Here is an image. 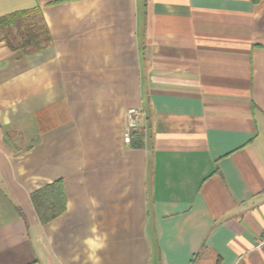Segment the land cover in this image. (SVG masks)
I'll list each match as a JSON object with an SVG mask.
<instances>
[{"label":"crops","instance_id":"crops-1","mask_svg":"<svg viewBox=\"0 0 264 264\" xmlns=\"http://www.w3.org/2000/svg\"><path fill=\"white\" fill-rule=\"evenodd\" d=\"M30 10L45 47L0 31V264H264V0H0Z\"/></svg>","mask_w":264,"mask_h":264},{"label":"trees","instance_id":"trees-1","mask_svg":"<svg viewBox=\"0 0 264 264\" xmlns=\"http://www.w3.org/2000/svg\"><path fill=\"white\" fill-rule=\"evenodd\" d=\"M257 1V0H254ZM32 16L36 18L39 17L38 13L33 11H22L19 13L11 14L6 17L0 18V31L5 32L16 26L17 22L20 21V49L33 48L35 50H40L45 47L50 40V36L47 28L44 24H39L37 21L33 22ZM39 24V25H38ZM53 186V185H52ZM52 186H47L44 189L38 191L36 194L32 195V202L36 207L39 205V201L43 198L53 188ZM40 196V197H39ZM39 211V208H38ZM62 209L56 210V212L51 216L54 217ZM40 217L43 216L40 214ZM43 221L44 223L49 220L48 217Z\"/></svg>","mask_w":264,"mask_h":264},{"label":"built area","instance_id":"built-area-1","mask_svg":"<svg viewBox=\"0 0 264 264\" xmlns=\"http://www.w3.org/2000/svg\"><path fill=\"white\" fill-rule=\"evenodd\" d=\"M135 115L136 111H129L128 112V124L130 127L135 126ZM256 248L264 250V236L260 237L257 240Z\"/></svg>","mask_w":264,"mask_h":264},{"label":"rangeland","instance_id":"rangeland-1","mask_svg":"<svg viewBox=\"0 0 264 264\" xmlns=\"http://www.w3.org/2000/svg\"><path fill=\"white\" fill-rule=\"evenodd\" d=\"M10 39H15V38H13V37L11 38V37H10Z\"/></svg>","mask_w":264,"mask_h":264}]
</instances>
